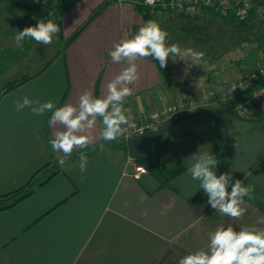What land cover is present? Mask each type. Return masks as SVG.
<instances>
[{"label": "crops", "instance_id": "crops-1", "mask_svg": "<svg viewBox=\"0 0 264 264\" xmlns=\"http://www.w3.org/2000/svg\"><path fill=\"white\" fill-rule=\"evenodd\" d=\"M100 1L77 0L60 16V32L51 44L26 37L21 46L14 39L16 32L30 26L28 20L33 26L45 21L40 14L35 24L33 18H26L39 2L15 5L0 0V87L6 80L30 75L19 85L0 90V194L22 185L38 170L35 176L41 179V168L48 161L58 163L59 169L28 196L0 210V264H178L188 253L206 250L209 233L221 224L237 231L241 226L264 227L257 222L264 218V116L261 125L253 126L247 119L262 113L247 112L246 120H238L217 107L221 89L239 77L237 69L247 67L249 58L236 64L230 63L234 59L225 57L226 52L219 54L204 67L199 65L202 73L193 81L184 79V66L174 59L161 68L152 57L138 58V80L130 85L132 94L123 104L128 120H146L150 106L195 99V106L177 119L189 121V127L168 132L160 155L155 156V144L148 148V143L140 153L160 168L166 156L167 161L177 160L189 168L194 155L210 152L219 160L217 176L230 172L233 182L239 179L252 189L251 198L244 197L242 205L247 211L238 220L210 207L188 168L172 179L174 190L157 187L147 170L132 176L126 153L116 146L120 136L115 141L99 139V117L96 138L88 147L75 149L61 165L57 160L63 153L50 145L61 126L49 125L51 113L37 116L29 108L16 110L15 102L24 96L54 101L56 107L76 105L85 90L101 97L107 83L127 66L124 61L113 62L109 51L121 39L134 36L147 20L155 21L156 10L143 16V11L123 0H110L61 50L63 39ZM161 12L167 16L159 21L170 22L168 36L175 38L167 43L179 44L187 35L181 28L184 21L172 12ZM220 56L225 58L222 63ZM179 75L186 87L172 86V76ZM81 151L88 158L83 173Z\"/></svg>", "mask_w": 264, "mask_h": 264}, {"label": "clouds", "instance_id": "clouds-1", "mask_svg": "<svg viewBox=\"0 0 264 264\" xmlns=\"http://www.w3.org/2000/svg\"><path fill=\"white\" fill-rule=\"evenodd\" d=\"M148 2L155 4V0ZM59 32L60 26L51 19L40 20L35 26L17 31L14 39L17 45H21L27 37L46 46L53 42ZM167 38L168 33L157 22L149 20L134 36L116 43L109 55L113 62L124 61L127 66L107 83L106 93L101 97L85 90L79 95L76 105L68 103L56 107L54 101L40 102L24 96L15 102V108L17 111L29 108L37 116L51 113L49 125H59L62 130L54 132L50 145L54 152L63 153L58 157L59 163L63 165L75 149L88 147L96 138L98 117L102 123L98 133L100 140L115 141L123 134L125 129L122 126L129 124L123 104L125 98L132 94L130 85L138 80V58L152 57L159 62L161 68L167 66L170 57H188L193 62L203 58L202 52L191 48L181 49L177 44H167ZM207 95L210 96L211 93ZM103 147L104 144L101 143L100 148ZM193 159L194 163L189 166L188 172L193 180L200 182V189L206 194L210 207L234 220L242 218L247 211L242 206L244 197L250 199L252 189L244 186L239 179L233 182L230 172L217 176L214 169L219 160L210 152L194 155ZM87 164V155L81 151L79 168L82 173L87 170ZM257 222L264 224V218H259ZM178 264H264V227L241 226L237 231L231 225L225 227L221 224L209 233L206 250L190 252L180 258Z\"/></svg>", "mask_w": 264, "mask_h": 264}, {"label": "trees", "instance_id": "trees-1", "mask_svg": "<svg viewBox=\"0 0 264 264\" xmlns=\"http://www.w3.org/2000/svg\"><path fill=\"white\" fill-rule=\"evenodd\" d=\"M76 1L77 0H52L49 12L56 23L59 22L60 16ZM123 1H131L136 9L143 11V16H146L149 11H152L149 8L141 5V0ZM249 1L250 7L242 19H238L234 13L235 8L241 2L240 0H237L233 6H230L225 10H220L217 6L200 5L198 12L193 16L185 17L180 13L177 14L179 15V19L182 20V22L184 21L181 28L187 32H191L192 35L199 34L200 36L197 37L199 46H202L201 44L205 43L203 48L200 47L199 49L193 50L198 52L201 51L203 56H206L209 58V60L214 59L219 54L224 55L225 52L231 51L235 47L242 54V58L230 60V63L235 62L238 64L240 59H251L252 64L250 69H247L244 72L242 71L244 68H248L249 64L247 67L240 68V77L246 71H252L260 63H264V24L262 22L264 13V0ZM108 2L109 0L102 1L89 12L86 18L64 39L61 50L64 49V46L67 43L72 41L77 36V34L89 21H91L100 13L102 8ZM36 3H38V1ZM164 11L167 12L168 10ZM168 12L170 13V11ZM218 29L219 31L217 32ZM191 40H193V38H191ZM216 46H221L217 54H215ZM207 54L210 55L208 56ZM27 77V75L21 76L17 79L7 82L8 84L5 85L4 90L11 89L12 87L19 85ZM263 83L264 77H258L249 85L244 84V86H238L235 91L226 92V89L230 85H236L235 80L226 82L219 95V109L228 112L231 116L237 118L238 120H246L247 118H245V116L247 114L245 116H237L234 113V108L237 105L244 104L246 105L247 112L257 111L260 112V114L262 113L261 115H257V117L247 119L253 126L261 125L264 116V110L262 109L261 104H264V100L262 102H256L251 101V98L254 89H256L259 85L261 86ZM188 101H193L194 103L192 105H188ZM178 102L188 105L185 109H190L196 104L195 99L191 98H180L174 102V104ZM180 112H177L176 116L172 120L165 121L162 124H165L169 121H176ZM157 141L160 144H167V139L163 138L162 135L156 140V142ZM116 146L120 147V149L126 153L124 141L121 140L118 144H116ZM137 161L141 163L144 169L153 176L157 187H166L171 190H174L173 186L171 185L172 179L188 168L187 165H184L177 160L167 161L165 164H163V167L160 168L154 160H151L141 153L137 158ZM55 163L56 162L54 161H48L41 168V179H37L35 176V174L40 171L38 170L22 185L8 192L0 194V210L8 208L24 197L28 196L37 185H40L51 175L59 171L57 164Z\"/></svg>", "mask_w": 264, "mask_h": 264}, {"label": "built area", "instance_id": "built-area-1", "mask_svg": "<svg viewBox=\"0 0 264 264\" xmlns=\"http://www.w3.org/2000/svg\"><path fill=\"white\" fill-rule=\"evenodd\" d=\"M15 5H28L36 3L38 0H8ZM119 1V0H116ZM241 2L235 8L234 13L238 19H242L247 13L250 7L249 0H240ZM236 1L233 0H155V4L152 5L148 0H141V5L147 6L150 10L153 8L160 7L161 10H168L174 14L182 15H193L196 12L198 4H203L207 6H217L220 10H225L230 6H233ZM264 16V13H263ZM264 24V19H263ZM264 77V63H260L252 71H246L236 82V85H230L226 92L235 91L238 86H244V84L249 85L256 78ZM264 100V83L259 85L252 94L251 101L262 102ZM193 101H188V105H192ZM185 103H170L158 107H153L149 109L146 120H129V124L122 126L125 130L120 136L121 140H126L129 137L135 136L136 134L146 130L159 127L163 122L172 120L177 112H180L186 108ZM234 113L237 116H245L247 114L246 105H237L234 108ZM127 167L130 168V174L134 177H138L140 174L146 172L141 163L136 160L127 157Z\"/></svg>", "mask_w": 264, "mask_h": 264}, {"label": "rangeland", "instance_id": "rangeland-1", "mask_svg": "<svg viewBox=\"0 0 264 264\" xmlns=\"http://www.w3.org/2000/svg\"><path fill=\"white\" fill-rule=\"evenodd\" d=\"M102 1H106V0H102ZM110 1V0H109ZM119 1H122V0H119ZM233 1H237V0H233ZM39 3L37 4V5H35V6H33L32 7V9H31V12H32V15H28L26 18H30V19H32L33 18V23L35 24L36 23V14H40L39 15V17L40 18H42V16H44V18H45V21H47V19H49V17L50 18H52V15L50 16V14H49V10H50V6H51V2H52V0H40V1H38ZM124 2H128V3H130L131 5H133V3L131 2V1H124ZM101 3V1L100 2H98L97 4H100ZM96 4V5H97ZM95 5V6H96ZM200 5H203V4H198V6H197V9H196V12L194 13V15L198 12V10H199V6ZM94 6V7H95ZM93 7V8H94ZM92 8V9H93ZM154 10H156V11H153L152 12V19H154L155 20V22H157L158 24H159V26L161 27V29H163V30H165L167 33L169 32V30H171L172 31V29H170L171 28V24H170V22H167V21H159V19H163L162 17H164V16H167L166 15V13H163V12H161L162 10H161V8L160 7H157V8H155ZM164 11V10H163ZM35 14V15H34ZM43 14H45V15H43ZM150 15L151 14H149L148 16H147V18H149L150 17ZM192 15V14H191ZM187 16H190V15H187ZM198 16L200 17V15L198 14ZM263 19H264V16H263ZM29 21V23H30V26H33V24L31 23L32 22V20H28ZM147 21H149V20H147ZM146 21V22H147ZM145 22V23H146ZM263 22V21H262ZM28 26V25H27ZM219 31V29L217 30V32ZM168 35H169V33H168ZM198 36H200L199 34H194V35H191L189 32H187V35H184V40L182 39L181 41H180V43L179 44H177V45H179L180 46V48L181 49H185V48H191V49H197V48H200V46H199V42H198ZM175 39V38H172V37H170V36H168V38H167V40H166V43H167V41L169 40V39ZM191 38H193V40H191ZM65 39V38H64ZM64 39H63V41H64ZM178 40V39H177ZM62 44H63V42H62ZM168 44V43H167ZM205 43H203V44H201L202 46H201V48H203V45H204ZM11 47L12 48H16V45L15 44H11ZM61 48H62V46H61ZM220 48H221V46H216V48H215V54H217L218 53V51L220 50ZM201 52V51H200ZM226 54V56L225 57H227V58H230V59H238V58H242V54L237 50V49H233L231 52H226L225 53ZM208 56L210 55V54H207ZM171 58V60L172 59H174L173 61H178L182 66H184V71L182 72L183 73V77H184V79L186 80V81H189V78L193 81L194 80V75H200L201 73L199 72V71H201V70H199V65L201 64V63H203V67H204V64L205 65H207V63H208V60H209V58H207L206 56H203V58L200 60V61H198V62H193L190 58H188V57H183V58H181V57H170ZM180 59H183V60H180ZM224 60H225V58H224V56L223 57H221L220 56V63H222V62H224ZM241 60V59H240ZM249 67L248 68H244L242 71L244 72L245 70H247V69H250V66H251V64H252V62H251V59H249ZM247 64V63H246ZM246 64H245V66H246ZM213 66H215V64H212V68H214ZM197 71V73H196V71ZM237 71L239 72L238 74L240 75V67L237 69ZM242 73V72H241ZM34 74V73H33ZM24 76H26V75H24ZM27 76H30V75H27ZM20 77V76H19ZM19 77H17V78H19ZM17 78H14V79H17ZM172 78L174 79L173 80V84H172V86L173 87H177V88H181L182 86H187V82L185 81V82H183L182 81V78H181V75H179L177 78H175V77H173L172 76ZM240 78V76L238 77V78H236V79H234L235 80V82H237V80ZM13 78H11L10 80H6L7 82H9V81H12V80H14ZM7 82H5L4 84H3V86L2 87H0V90H2V89H4V87H5V85L6 84H8ZM226 84V83H225ZM221 91H222V89H221ZM212 99H214V98H212ZM262 105V109L264 110V104H261ZM160 106V105H159ZM153 107H156V106H150V108L149 109H151V108H153ZM217 107H218V105H217ZM144 111H146V108L145 107H143L142 108ZM149 109H147V111H149ZM184 110H187V109H184ZM184 110H182V111H184ZM184 112H180L179 114H178V116H180L181 114H183ZM184 123V124H183ZM177 126H181V127H189V121H188V123H186V120H183V119H181V120H177L174 124H173V126L172 127H170L169 129H167L166 131H164L163 132V134H162V137H165V136H167L169 133L168 132H170V134L169 135H171L172 133H173V131L175 130V128L177 127ZM157 140V139H156ZM156 140H153V141H151V142H149L148 143V145H149V147L148 148H150L151 147V144H155L154 146L156 147V149L153 151V153H154V155L155 156H158V154L159 153H161V151L164 149V147H162L161 145H160V143H158V141L156 142ZM146 146V145H145ZM160 155V154H159ZM168 160V158H167V156L165 157V159L162 161V163L163 164H165L166 163V161ZM57 162H58V160H57ZM58 164V163H57Z\"/></svg>", "mask_w": 264, "mask_h": 264}, {"label": "water", "instance_id": "water-1", "mask_svg": "<svg viewBox=\"0 0 264 264\" xmlns=\"http://www.w3.org/2000/svg\"><path fill=\"white\" fill-rule=\"evenodd\" d=\"M173 124L169 121L161 126L153 129H146L135 136L129 137L125 140V151L129 158L137 159L140 156V150L147 143L158 139L164 131L169 129Z\"/></svg>", "mask_w": 264, "mask_h": 264}]
</instances>
